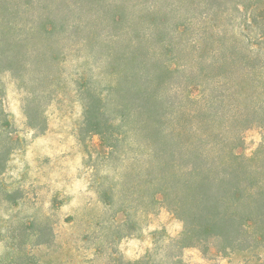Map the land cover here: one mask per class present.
<instances>
[{
	"label": "rangeland",
	"instance_id": "374dc122",
	"mask_svg": "<svg viewBox=\"0 0 264 264\" xmlns=\"http://www.w3.org/2000/svg\"><path fill=\"white\" fill-rule=\"evenodd\" d=\"M54 12L0 0V97L15 138L0 174V264H134L147 255L162 260L183 226L167 208L138 198L145 151L136 140L144 142L148 131L134 139L124 135L133 121L118 123L123 127L114 131L118 145L112 151L98 135H81L85 96L102 93L110 118L122 105L148 104L162 88L172 89L167 101L186 106L194 33L204 24L209 34L233 38V24L240 22L233 0H83ZM53 14L65 21L45 36L37 26ZM135 54L154 66L147 91L133 78ZM38 103L41 130L29 126L23 110ZM173 109L167 105L168 114ZM217 117L216 124L223 122ZM242 140V154H261L264 126L253 123ZM179 254L183 264H257L264 261V243L224 251L210 242Z\"/></svg>",
	"mask_w": 264,
	"mask_h": 264
},
{
	"label": "trees",
	"instance_id": "16d2710c",
	"mask_svg": "<svg viewBox=\"0 0 264 264\" xmlns=\"http://www.w3.org/2000/svg\"><path fill=\"white\" fill-rule=\"evenodd\" d=\"M82 1L24 0V5L29 10L55 13ZM244 3L233 0V13L240 17V22L233 24V38L209 34L204 24L194 33L198 38L189 47L187 70L192 82L186 106L179 108L176 101H167L172 89L162 88L149 95L148 104L122 105L117 118H110L102 93L85 96L81 135H98L112 151L118 145L114 131L123 127L118 123L133 121L134 126L126 128L124 135L131 133L134 139L141 131H148L144 142L136 140L145 151L137 182L138 198L167 208L183 226L178 237L169 240L171 249L162 260L147 255L134 264H183L181 249L210 242L224 251H246L264 243V149L254 157L240 152L242 132L253 123L264 126V0ZM44 18L37 28L45 36L61 29L62 24L56 25L65 21L64 15ZM131 43L138 52V44ZM132 62L133 78L145 85L144 91L149 90L155 81L154 66L147 63L146 56L136 54ZM168 69L176 70L171 66ZM177 91L175 88L172 92L173 100ZM228 101L233 103V111L226 106ZM167 105L174 108L169 114ZM23 110L31 128L43 129L45 120L39 103L36 107L25 105ZM218 115L223 122L216 124ZM1 139L0 174L15 142L0 97ZM101 198L109 201L104 192Z\"/></svg>",
	"mask_w": 264,
	"mask_h": 264
}]
</instances>
